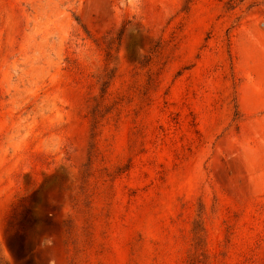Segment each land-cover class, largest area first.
<instances>
[{"label": "rangeland", "instance_id": "1", "mask_svg": "<svg viewBox=\"0 0 264 264\" xmlns=\"http://www.w3.org/2000/svg\"><path fill=\"white\" fill-rule=\"evenodd\" d=\"M0 264H264V0H0Z\"/></svg>", "mask_w": 264, "mask_h": 264}]
</instances>
